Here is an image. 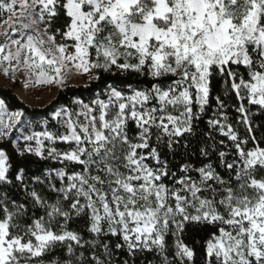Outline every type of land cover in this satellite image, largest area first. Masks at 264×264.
<instances>
[{"label":"snow or ice","instance_id":"6c2138e0","mask_svg":"<svg viewBox=\"0 0 264 264\" xmlns=\"http://www.w3.org/2000/svg\"><path fill=\"white\" fill-rule=\"evenodd\" d=\"M0 17L12 83L101 86L43 121L0 97V264H196L199 230L203 264H264V0H0Z\"/></svg>","mask_w":264,"mask_h":264},{"label":"trees","instance_id":"16d2710c","mask_svg":"<svg viewBox=\"0 0 264 264\" xmlns=\"http://www.w3.org/2000/svg\"><path fill=\"white\" fill-rule=\"evenodd\" d=\"M129 81L133 84L136 83L135 79L129 78ZM219 87L220 85L217 82H214L213 84L214 90L219 89ZM100 90H101V86L99 85L98 82H90L87 86H67L66 88L60 90L56 95V97L44 108L29 106L18 97V95L15 93L13 88H7L1 85H0V97L6 98L9 104L13 108H23V110H25V112L29 114V116L34 118L36 121H43L44 119H47L49 117L50 113L53 110L58 109L63 105H66L71 100V98L78 97L84 99L85 102H87L90 97H92L95 93H98ZM207 115H210V112ZM207 115L205 116V119H207ZM231 115L234 119L236 114L231 113ZM200 128L206 130V126L203 123V121L200 124ZM59 146L64 147V145H59ZM196 159H197L196 157H193L194 162ZM180 162L182 161H180L179 157H177L176 160L172 162L173 169H176ZM24 163L28 167H31L33 168V170H35L36 166L31 163V158H27L24 161ZM40 167H43V164H41ZM209 234L210 233L207 230L192 231L188 234V237L185 239V243L189 244L190 246L193 243V238L199 239L201 241V244L197 245L195 248L196 264H203V255H204L203 243L209 237Z\"/></svg>","mask_w":264,"mask_h":264},{"label":"rangeland","instance_id":"374dc122","mask_svg":"<svg viewBox=\"0 0 264 264\" xmlns=\"http://www.w3.org/2000/svg\"><path fill=\"white\" fill-rule=\"evenodd\" d=\"M2 18V17H0ZM2 31V29H0ZM87 77H74L69 80L67 86H85L88 85ZM0 85L13 88L18 97L31 107L44 108L47 106L62 89H58L55 86L43 87L38 89L24 88L22 80H17L12 83L8 77L0 74Z\"/></svg>","mask_w":264,"mask_h":264}]
</instances>
